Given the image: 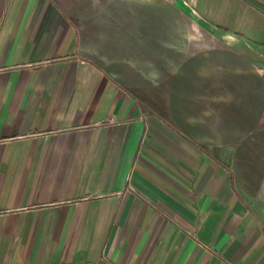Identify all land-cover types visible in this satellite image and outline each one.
Wrapping results in <instances>:
<instances>
[{
    "label": "crops",
    "instance_id": "crops-1",
    "mask_svg": "<svg viewBox=\"0 0 264 264\" xmlns=\"http://www.w3.org/2000/svg\"><path fill=\"white\" fill-rule=\"evenodd\" d=\"M0 264H264V0H0Z\"/></svg>",
    "mask_w": 264,
    "mask_h": 264
},
{
    "label": "built area",
    "instance_id": "built-area-1",
    "mask_svg": "<svg viewBox=\"0 0 264 264\" xmlns=\"http://www.w3.org/2000/svg\"><path fill=\"white\" fill-rule=\"evenodd\" d=\"M194 4H195V1H194Z\"/></svg>",
    "mask_w": 264,
    "mask_h": 264
}]
</instances>
